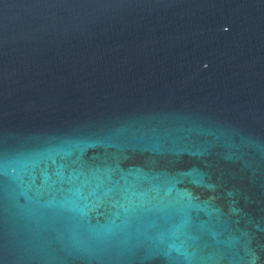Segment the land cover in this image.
<instances>
[{"label": "water", "instance_id": "95a60500", "mask_svg": "<svg viewBox=\"0 0 264 264\" xmlns=\"http://www.w3.org/2000/svg\"><path fill=\"white\" fill-rule=\"evenodd\" d=\"M0 264H264V0H0Z\"/></svg>", "mask_w": 264, "mask_h": 264}]
</instances>
